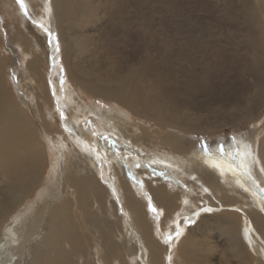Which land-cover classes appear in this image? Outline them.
<instances>
[{
    "label": "bare ground",
    "instance_id": "6f19581e",
    "mask_svg": "<svg viewBox=\"0 0 264 264\" xmlns=\"http://www.w3.org/2000/svg\"><path fill=\"white\" fill-rule=\"evenodd\" d=\"M110 1L3 13L5 43L21 49L0 57V264H264V0L230 11L234 38L200 42L138 0ZM107 103L119 108L96 107ZM81 117L152 148L163 174L118 178ZM244 125L221 158L189 136Z\"/></svg>",
    "mask_w": 264,
    "mask_h": 264
},
{
    "label": "rangeland",
    "instance_id": "374dc122",
    "mask_svg": "<svg viewBox=\"0 0 264 264\" xmlns=\"http://www.w3.org/2000/svg\"><path fill=\"white\" fill-rule=\"evenodd\" d=\"M32 1H35V0H32ZM32 1L31 0H24V4H25V8L28 9L29 14L30 15L32 14L31 17L34 18V17L41 15V13H43L44 7L40 8L39 3H41V0H36V3H33L34 7L36 8V11L35 10L32 11L31 10L32 6L30 7L27 5V3H30V2L32 3ZM247 1L253 3V5L255 4V2H253L254 0H247ZM102 2H103V7L105 6V8L109 12H111V9L113 10L114 2H112L110 0H102ZM241 2H242V0H138L137 6H138V8H140V10H142L141 12L147 13L148 11H150V12L159 11L163 16L166 17V18H164L165 21H167L169 23H173V24L177 23V24H180V25L185 27V30L188 31V33H186L187 40L192 41V40L196 39V40H199V42H200L201 40L207 41V40L212 39L213 41H217V40L219 41V40H223V39L224 40L228 39L229 37H230L229 39L234 38L233 31H230L228 28L233 27V26L229 27L230 24L234 25V27H235L238 24V22L235 20H231L232 17H228V16H229L230 11H235L238 9L237 5L241 4ZM11 5H12V8H7L4 3H0V37L3 39L2 43H0V49H1L0 50V57L2 55L6 56V57H11L10 54L16 53V50L18 48L21 49V47H20L21 42L20 41L14 42L11 45H9L8 43H5L7 38L5 37V28L3 27L5 21H3V20L6 18H5L3 13L6 12V14L9 15V13L11 14L12 12L15 11V14H13V16L15 18L16 17L17 18H20V17L23 18V16H22L23 14H21L22 11L20 9L19 4L16 2V0H11ZM46 7H50V6H46ZM223 11H225V13ZM33 12L36 13L37 16L34 15ZM108 15L111 18V22H114L115 19L113 20L112 15L111 14H108ZM224 15H225V17H224ZM21 21H22V24H25V20L21 19ZM39 21H40V18H36V22L39 23ZM12 24L13 23H11L9 21V23L7 24V28L10 29V26ZM22 24L20 25L21 29L23 28ZM225 24H228V25L226 26ZM202 27L205 28V33L199 34ZM229 31H230V33H228ZM208 32L210 34L212 33V35H209ZM223 33L225 35H222ZM217 34H219L223 37L218 36ZM106 35L108 38H111L112 27H109V30L107 31ZM207 35H208V37H207ZM51 36L55 37V39L57 41L56 32L51 34ZM57 43H58V41H57ZM127 51H129V50H127ZM229 52H231V51H229ZM12 68L11 69L7 68L8 77H9V80L11 81L10 83H12V84L16 83V85L17 84L21 85V78L19 77L20 73H19L18 68H15V66L14 67L12 66ZM20 71L23 72V67L20 68ZM165 71H168V68H165ZM14 79H17V80L15 81ZM26 81H27V83L29 82L28 80H26ZM17 87H19V86H17ZM16 91L19 92V90H16ZM105 105H107L108 107L107 108H100L98 106H96V107L100 110H103V111L105 110L108 113H109L110 107L119 108L117 105H114V104L107 103ZM118 112H120V111H117L115 113H118ZM123 112H125L129 117L133 118V116L128 114L127 111L124 110ZM45 115L48 117H51L47 111H45ZM85 117H81V119L79 121L80 122L83 121V122H82V124L81 123L80 124L82 126H84L86 124V127L88 128V130L91 131L90 123H88V120H86ZM88 119L90 121L94 120L93 116H89ZM220 119H218V120H220ZM135 123H137V121L132 123V125L135 126ZM104 124L107 125L106 123H104ZM88 126L90 127V129ZM234 127L226 128L224 131L219 133V135H217L215 138H212L211 136H209L210 133H207V132L206 133L208 135L206 133L202 134L200 132H197L196 134L194 133V135H189V136H193L192 140L197 142V144H198L197 146L199 147L200 151H204L205 148L212 145V146H214L213 147L214 150L218 151V154H219V155H214V156L215 157L218 156L219 158H221L222 157L221 156V148L222 149L224 148L223 151L226 150L228 146H231V144H228L229 142H235V140L237 138L242 137L245 133H247L249 131L251 132V130H252L247 125H244V127L241 126V128H236V127L234 128ZM259 128H261L260 125H259ZM91 132L93 133V131H91ZM93 134H94V136L96 135L95 132ZM260 137H263V136H260ZM49 138H51V137H49ZM59 138H60V136L58 137L56 142L60 145L62 142V139L61 138L59 139ZM257 140H259V139H256L255 143H257ZM127 142H128V140H125L124 138H122L120 136L119 132H117V130L111 129L108 132H105V133L101 132L98 135H96L93 139L92 146H94L96 149H99L100 152H102V156L108 157L109 159H112L115 161L116 167L114 168V170H115V175L118 178L120 176L116 172L117 167H118V170L120 172V175L124 176L125 179H127V180L133 178L134 180L138 181L137 179L139 178V176L142 173L148 172V171L153 172L155 174H159V175L163 174V169L161 167H159L158 165L156 166V164H155L156 162L159 164H162V159L158 158L157 153H155V151L152 148H145L144 146L138 145L137 149L130 150V149L126 148L125 143H127ZM245 145H248V144L246 143ZM252 153H253V151H252ZM209 155H210V153H209ZM147 156L152 157L153 160L152 159L148 160L146 158ZM98 162L102 164V160H98ZM104 162H105L106 172L109 173V169L106 166L105 158H104ZM170 169L171 168H169V169L167 168V171H165L168 175H171L169 173ZM171 172H173V169L171 170ZM139 183L142 184L143 182L140 181ZM143 191L145 192V190H143ZM135 194L138 198V193H135ZM192 197H193L192 201H197L198 196L195 193L193 194ZM183 206H184V204L182 201L179 209ZM157 213H158L159 217L162 218L163 215H161V212L157 211ZM15 215L16 214H14L13 216L15 217ZM2 230H4V228ZM155 230H156L155 233L157 235H159V230L157 227H155ZM1 243L2 242L0 240V244ZM138 249H139V246H138ZM137 253H138V255H141V253L143 254V252L141 250H139L135 254V257H137V262L139 263L138 258L140 256H138Z\"/></svg>",
    "mask_w": 264,
    "mask_h": 264
},
{
    "label": "snow or ice",
    "instance_id": "6c2138e0",
    "mask_svg": "<svg viewBox=\"0 0 264 264\" xmlns=\"http://www.w3.org/2000/svg\"><path fill=\"white\" fill-rule=\"evenodd\" d=\"M16 2L19 4L21 11L24 13L25 16H27V10L25 9L24 0H16ZM51 35V34H49ZM55 39V37H52ZM57 51H59V47L57 46ZM221 155H223V149L221 148ZM233 162H235V159H233Z\"/></svg>",
    "mask_w": 264,
    "mask_h": 264
}]
</instances>
